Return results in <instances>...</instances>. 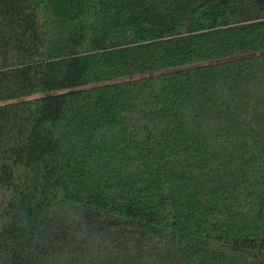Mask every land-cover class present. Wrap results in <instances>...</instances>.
Masks as SVG:
<instances>
[{
    "label": "trees",
    "instance_id": "obj_1",
    "mask_svg": "<svg viewBox=\"0 0 264 264\" xmlns=\"http://www.w3.org/2000/svg\"><path fill=\"white\" fill-rule=\"evenodd\" d=\"M0 264H264V0H0Z\"/></svg>",
    "mask_w": 264,
    "mask_h": 264
}]
</instances>
